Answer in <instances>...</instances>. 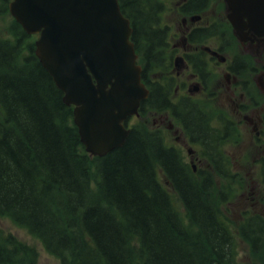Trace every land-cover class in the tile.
<instances>
[{"label": "trees", "instance_id": "obj_1", "mask_svg": "<svg viewBox=\"0 0 264 264\" xmlns=\"http://www.w3.org/2000/svg\"><path fill=\"white\" fill-rule=\"evenodd\" d=\"M155 1L120 0L151 88L142 114L168 106L169 88L150 81V72L165 64ZM11 29L12 39L0 36V214L27 227L61 264H239L213 174L194 172L161 130L143 124L121 147L90 155L74 106L64 102L31 36L17 22ZM189 121L198 134L201 120L192 113ZM241 235L254 264H264L258 217L246 219ZM24 253L36 254L0 228V264L20 262Z\"/></svg>", "mask_w": 264, "mask_h": 264}, {"label": "flooded vegetation", "instance_id": "obj_2", "mask_svg": "<svg viewBox=\"0 0 264 264\" xmlns=\"http://www.w3.org/2000/svg\"><path fill=\"white\" fill-rule=\"evenodd\" d=\"M164 9L170 14L164 33L170 88L165 121L175 135L169 146L185 152L194 167L203 161L210 166L206 152L218 150L224 159V142L246 124L253 144L264 149L263 7L233 10L227 0H166ZM231 15L244 23L245 38ZM192 113L201 120L198 134ZM256 161L264 165V154Z\"/></svg>", "mask_w": 264, "mask_h": 264}, {"label": "water", "instance_id": "obj_3", "mask_svg": "<svg viewBox=\"0 0 264 264\" xmlns=\"http://www.w3.org/2000/svg\"><path fill=\"white\" fill-rule=\"evenodd\" d=\"M228 1L234 10L264 8V0ZM9 8L27 33H40L36 53L75 106L86 150L102 156L122 146L130 132L123 121L149 90L119 0H11ZM234 24L244 36V26Z\"/></svg>", "mask_w": 264, "mask_h": 264}, {"label": "rangeland", "instance_id": "obj_4", "mask_svg": "<svg viewBox=\"0 0 264 264\" xmlns=\"http://www.w3.org/2000/svg\"><path fill=\"white\" fill-rule=\"evenodd\" d=\"M163 14L162 22H170L168 18L170 15L169 9ZM13 23L14 17L6 8V2L0 0V36L12 38L11 28ZM174 28L176 30L179 29L180 24L174 25ZM34 40L35 36L31 38L30 42ZM171 41L173 43L176 42L177 37H173ZM214 106L218 107L216 104ZM218 110L221 109L218 107ZM165 116V111H150L142 119L143 122L140 123L146 124L149 128L162 129L168 144H172L175 141V135L167 129ZM137 121L139 119L136 117L131 118L129 125ZM223 146L224 155L230 165L229 172L231 175L235 173V176L233 177L232 175V177L226 179L218 177L216 179V199L219 202L221 213L235 234L239 261L243 264H253L258 261L255 255L251 253L249 244L242 237L240 228L245 218L249 215L258 217L264 225V182L260 163L258 161L255 162V158L264 154V149H259L253 144L251 130L246 124L243 127L239 126L231 138L224 142ZM207 164L208 162L203 161L197 163L196 166L205 168ZM160 177L161 180L165 179L161 174ZM166 186L168 187L167 184ZM172 193L175 195L173 191ZM175 197L176 206L180 211H185L182 200L177 195ZM0 228L21 244L35 249L36 254L33 259H30L24 253L23 260L15 264H61L60 259L50 253L37 236L33 235L27 227L16 223L9 216L0 214Z\"/></svg>", "mask_w": 264, "mask_h": 264}]
</instances>
